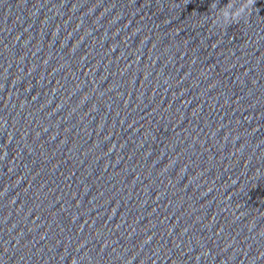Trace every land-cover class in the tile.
<instances>
[{
    "label": "water",
    "instance_id": "95a60500",
    "mask_svg": "<svg viewBox=\"0 0 264 264\" xmlns=\"http://www.w3.org/2000/svg\"><path fill=\"white\" fill-rule=\"evenodd\" d=\"M0 264H264V0H0Z\"/></svg>",
    "mask_w": 264,
    "mask_h": 264
}]
</instances>
